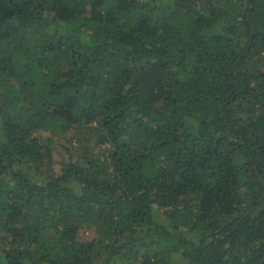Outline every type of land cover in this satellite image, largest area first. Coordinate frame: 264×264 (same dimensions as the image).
Returning <instances> with one entry per match:
<instances>
[{"label":"trees","instance_id":"16d2710c","mask_svg":"<svg viewBox=\"0 0 264 264\" xmlns=\"http://www.w3.org/2000/svg\"><path fill=\"white\" fill-rule=\"evenodd\" d=\"M0 264H264V0H0Z\"/></svg>","mask_w":264,"mask_h":264},{"label":"rangeland","instance_id":"374dc122","mask_svg":"<svg viewBox=\"0 0 264 264\" xmlns=\"http://www.w3.org/2000/svg\"><path fill=\"white\" fill-rule=\"evenodd\" d=\"M66 139H60L57 144L55 145V151H54V165L53 168L56 173H59L62 169L63 164L66 162V157L62 153L61 144L65 143ZM160 218H165L163 214H158ZM184 233L189 238H194L195 234H190L188 231L184 230ZM176 262H180V259L178 258V255L175 256Z\"/></svg>","mask_w":264,"mask_h":264}]
</instances>
